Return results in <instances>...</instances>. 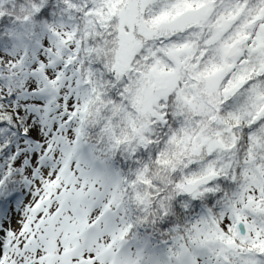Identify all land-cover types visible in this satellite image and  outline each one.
I'll return each mask as SVG.
<instances>
[{
	"label": "trees",
	"instance_id": "1",
	"mask_svg": "<svg viewBox=\"0 0 264 264\" xmlns=\"http://www.w3.org/2000/svg\"><path fill=\"white\" fill-rule=\"evenodd\" d=\"M94 9L105 13L104 1L0 0V54L11 55L18 48L28 53L32 44L38 46L44 35L59 25L73 37V51L66 58L75 67L78 82L80 106L72 115L78 120L80 155L83 162L93 165L91 177L96 187L118 179L116 197L106 216L109 224L111 216L116 217L121 231L111 242L110 252L122 239V250L135 248L139 259L150 264L172 257V244L187 246L190 258L196 259L198 252L186 244L191 239L188 231L194 224H202L204 231L214 215L211 209L226 208L221 187L226 182L234 185L236 197L253 179L261 183L260 203L245 204L239 212L250 220L254 231H260L264 145L258 146L249 117L226 103L225 109L218 103L204 109L198 76L190 77L194 86L184 89L186 97L170 94L160 98L155 107L140 111L146 78L143 67L138 66L139 53H134L138 62L132 59L116 71L120 40L115 20L109 27L101 25L100 14ZM1 62L4 75L0 73V87L7 93L1 95L0 91V214L17 193L22 176L21 168L11 165L22 151V116L9 103L20 97L15 90L24 76ZM194 68L201 73L200 66ZM190 82H184L188 88ZM207 174L214 175L211 183L191 195L182 192L184 182ZM255 243L244 244L242 251L249 257L243 260L264 264V244ZM208 247L199 252H210Z\"/></svg>",
	"mask_w": 264,
	"mask_h": 264
},
{
	"label": "rangeland",
	"instance_id": "2",
	"mask_svg": "<svg viewBox=\"0 0 264 264\" xmlns=\"http://www.w3.org/2000/svg\"><path fill=\"white\" fill-rule=\"evenodd\" d=\"M102 1L105 13L94 9L100 14L99 22L108 26L115 20L120 40L114 64L116 71H120L122 64L135 59L134 53L139 51L138 66L143 67L146 78L144 97L138 107L140 111L146 107H155L160 98H166L170 94L186 97L184 89H193L190 77L195 76L200 80L199 98H202V107L207 109L217 105L218 98L214 92L218 80L225 74V70H231L237 62H224L223 71L206 73L207 77H202L203 74L194 68L202 66V62L196 61L200 58L188 62L191 56H195L197 41H182L183 38L179 35L181 31H185L189 18L198 13L191 10L188 15L180 13L177 18H170L174 5L185 7L189 1L194 4L197 0H156L155 7L160 10L147 18L145 16L143 20L139 16L147 15L146 12L153 9L149 4L152 0H144L145 5L140 3L141 0H98ZM137 34L143 39L142 45L154 38L153 48L143 52ZM230 37L234 35L226 38L224 35L222 43L225 45ZM258 39L255 51L249 49L246 52L244 48L241 51H253L257 60L253 63L260 66L263 63L260 61L264 60V35ZM214 40L219 39L216 37ZM73 44V37L68 34L67 28L59 25L46 33L38 46L34 47L32 44L28 53L18 48L11 55L0 54L1 63L14 68L17 74H24L21 87L15 90V94L20 97L13 98V103H9L22 116L23 136L19 137L22 151L11 164L21 168L22 176L17 185V193L0 214V264H150L146 259H139L140 252L135 248L122 250V239L117 242L116 249L110 252L111 242L121 231L116 217L110 214L113 221L110 220L109 224L106 216L116 197L114 187L118 179H109L110 185L96 187L91 177L93 165L89 161H82V144L76 138L78 120L72 115L80 106L76 90V69L66 58L70 56L68 52L73 51ZM180 47L190 50L184 58L185 62H169L167 58L172 59V52ZM138 48L140 49L137 50ZM219 51L220 49L217 50L218 53ZM187 63L190 67H185ZM206 64L213 66L216 62ZM153 72L169 74L166 91L161 92L163 94L158 89V82L153 83L150 79ZM0 73L1 76L4 75L3 71ZM183 81L190 82L189 88ZM255 88L250 86L247 91L253 97L258 92ZM1 90V95L7 93L2 87ZM255 100L252 109H243L249 118L252 116V120L264 104L263 96H257ZM143 121H147V117ZM260 130L264 134V130ZM256 141L258 146L264 145L262 135L258 134ZM218 143L220 146L221 142ZM261 181H264V176ZM260 184L253 179L248 187H243L238 197L234 192V185L229 182L222 184L226 208L211 209L214 215L208 219L204 231L202 224L199 227L194 224L192 231H188L191 239L186 244H191L195 252H198L196 259L190 258L191 252L187 246L172 244V257L155 264H255L254 261L243 260L249 255L245 252L244 256L242 250L245 243L256 242L254 246L264 244V219L263 228L254 231L250 220L245 216L241 217L239 212L245 204L254 206L255 203H260L263 196ZM258 211L262 212L260 215L264 218V206ZM238 220L246 224L247 234L244 237L239 235L235 227ZM52 241L56 242L53 248ZM207 245H210V252L200 253L199 250L204 251ZM253 249L257 250L255 247ZM136 252L138 253L135 254Z\"/></svg>",
	"mask_w": 264,
	"mask_h": 264
},
{
	"label": "flooded vegetation",
	"instance_id": "3",
	"mask_svg": "<svg viewBox=\"0 0 264 264\" xmlns=\"http://www.w3.org/2000/svg\"><path fill=\"white\" fill-rule=\"evenodd\" d=\"M155 2L157 1L152 0L149 3L153 9L147 11V15L142 14V20L145 16L147 18L156 10H160L159 7H155ZM195 2L192 4L189 1L185 7L174 5L170 11V18H177L180 13L188 15L191 10L198 13V15L196 14L189 18L190 22L186 24L185 31H181V34H179L183 38L182 41L187 40L189 43L194 39L197 41L195 42V56H191L188 62H194L195 58H200L196 61L202 62V66L198 65L201 67L202 77H207L206 73L216 74L219 71H223L224 62H237L234 68L224 71L225 74L218 80L214 93H216L215 96L218 98L216 100L220 108L225 109L224 103H226L236 113L240 112L243 115L245 113L243 109H252L257 96H263L264 101V73L261 71L264 60L260 61L263 62L260 66L257 63L255 65L253 63L257 61L253 56L255 54L253 51L258 48L256 47L259 42L258 38L264 35V0H197ZM140 3L146 4L144 0H141ZM253 14H259L260 17L251 16ZM224 35L225 38L229 35H234V37H230L224 45L221 40ZM173 37L176 38L174 35ZM216 37L219 39L218 41L214 40ZM139 42L142 45L143 39L140 38ZM153 44L155 45V41L154 38H151L140 48H142L143 52H146L147 49L153 48ZM234 46L236 47L232 50ZM242 48L246 52L249 49L253 51L242 53ZM219 49L221 53L220 51L219 53L217 52ZM189 51L185 47H180L175 52H172V59L167 58V60L169 62H185L184 58ZM207 62H216V65L208 66ZM168 77V73L158 74L153 72L150 74V79L153 83L154 81L158 82L160 93L166 91ZM241 81L243 83H240ZM250 86H254L258 90L255 94L256 97H253L252 93L247 92ZM245 115L247 114L245 113ZM249 119L251 120L253 133L262 135L264 141V134L260 130V128L264 130V104L260 107L258 113L255 114L254 119L252 120V116Z\"/></svg>",
	"mask_w": 264,
	"mask_h": 264
},
{
	"label": "water",
	"instance_id": "4",
	"mask_svg": "<svg viewBox=\"0 0 264 264\" xmlns=\"http://www.w3.org/2000/svg\"><path fill=\"white\" fill-rule=\"evenodd\" d=\"M236 46H234L232 48V50L235 49ZM262 73H264V65L262 67ZM153 92L155 91L154 88L152 90ZM214 178V175L213 174H207V175H204V176H201L199 178H196L195 180H192V181H188V182H184L181 186V190L182 192L185 194V195H191L193 194L194 192H196L200 187L202 186H206L208 185L209 183L212 182ZM236 228L238 230V233L241 237H244L246 236L247 234V231H246V224L245 222H242L240 220L236 221ZM56 245V242L55 241H52L51 243V246L53 248V246ZM27 264H32L31 262H28Z\"/></svg>",
	"mask_w": 264,
	"mask_h": 264
}]
</instances>
